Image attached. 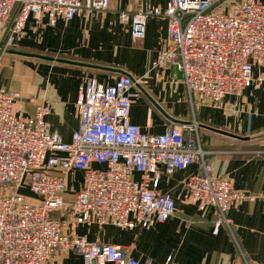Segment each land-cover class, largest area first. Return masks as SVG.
Segmentation results:
<instances>
[{
  "label": "built area",
  "instance_id": "built-area-1",
  "mask_svg": "<svg viewBox=\"0 0 264 264\" xmlns=\"http://www.w3.org/2000/svg\"><path fill=\"white\" fill-rule=\"evenodd\" d=\"M18 1L0 0V39ZM110 2L23 0L1 52L16 45L31 16H46L56 26L86 10H107ZM149 14H164L169 22L168 44L152 65H176L193 109L201 102L219 106L227 95L263 80L255 69L264 65V1L169 0L163 12L147 8L121 11L119 17L131 22L132 38L141 40ZM136 81L129 73L113 84L84 78L76 101L79 124L70 142L47 129L50 102L37 103L29 114L19 104L20 93L0 85V264H63L54 263L53 256L69 251L79 253L83 264H152L132 257L121 244L91 241L65 228H149L167 221L177 207L171 193L158 191L161 168L172 174L194 163L199 170L185 181L188 196L201 210L217 209L213 234L226 225L234 236L228 210L248 194L227 176L211 173L197 119L169 121L160 133L144 132L131 121ZM74 170L84 172L83 182L66 208L68 175ZM61 210L71 215L55 216ZM159 264L178 263L169 255Z\"/></svg>",
  "mask_w": 264,
  "mask_h": 264
},
{
  "label": "crops",
  "instance_id": "crops-1",
  "mask_svg": "<svg viewBox=\"0 0 264 264\" xmlns=\"http://www.w3.org/2000/svg\"><path fill=\"white\" fill-rule=\"evenodd\" d=\"M168 1L111 0L107 10H86L56 26H51L46 16H31L16 45L0 53V85L19 92V104L29 114L35 112L37 103L50 102L47 129L70 142L79 124L76 101L83 79L94 76L113 84L121 73H129L137 80L131 92V121L144 132L160 133L165 123L172 121L170 117L197 119L207 161L213 166L211 173L227 176L235 188L248 194L243 203L228 210L234 236L226 225L213 234L217 209L210 206L201 210L185 186L187 177L197 172L199 165L194 163L172 174L161 168L158 191L171 193L177 207L167 221L149 228L126 229L114 224H81L74 229L66 226V232L91 241L121 244L132 257L150 259L152 264L165 261L169 255L178 264H264V78L239 94L227 95L219 106L201 102L193 109L186 88L180 90L183 74L176 65H152L169 41L167 17L149 14L146 35L141 40L132 38L131 22L119 17L121 11L147 8L163 12ZM173 71L180 78H171ZM260 73L264 75V65L255 69V77ZM83 176L82 170L69 173L66 208L74 201ZM67 213L56 211L55 216L69 217ZM53 262L83 264V258L75 251L57 252Z\"/></svg>",
  "mask_w": 264,
  "mask_h": 264
},
{
  "label": "water",
  "instance_id": "water-1",
  "mask_svg": "<svg viewBox=\"0 0 264 264\" xmlns=\"http://www.w3.org/2000/svg\"><path fill=\"white\" fill-rule=\"evenodd\" d=\"M22 1H23V0H19V1L17 2V5H16V7H15V9H14L12 15H11V18H10V20H9V22H8V24H7V26H6L5 30H4V32H3V35H2V37H1V39H0V52H1L2 49H3V44H4L5 39H6L7 35H8V33H9V30H10V28H11V26H12V23H13V21H14L16 15H17V13H18L19 10H20V7H21V5H22ZM123 73H126V72H123ZM150 98H151V97H150ZM151 100L153 101V103H154L158 108H160V109L164 112V110H163L162 106H160V104H158V103H157L154 99H152V98H151ZM170 119H171L173 122H176V123H182V122H185L184 120H179V119H176V118H173V117H170Z\"/></svg>",
  "mask_w": 264,
  "mask_h": 264
},
{
  "label": "rangeland",
  "instance_id": "rangeland-1",
  "mask_svg": "<svg viewBox=\"0 0 264 264\" xmlns=\"http://www.w3.org/2000/svg\"><path fill=\"white\" fill-rule=\"evenodd\" d=\"M170 75H171V78H172V77H173V78L175 77L176 79L180 78V76L178 75V73H177L176 71H173ZM169 83H170V82H169ZM170 85H171V83H170ZM170 85H169V88L171 89V87H172L173 85H171V86H170ZM174 87H176V86H174ZM184 87H185V86H184L183 84H181V85H180V90H181V91H184ZM22 190H23V192H24L27 196H29V197H34V196H33L34 194H32L27 188H23Z\"/></svg>",
  "mask_w": 264,
  "mask_h": 264
}]
</instances>
